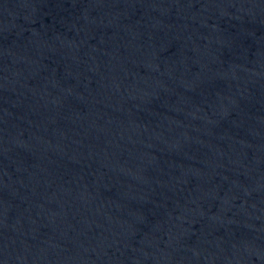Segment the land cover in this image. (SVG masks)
<instances>
[{"label":"water","instance_id":"obj_1","mask_svg":"<svg viewBox=\"0 0 264 264\" xmlns=\"http://www.w3.org/2000/svg\"><path fill=\"white\" fill-rule=\"evenodd\" d=\"M0 264H264V0H0Z\"/></svg>","mask_w":264,"mask_h":264}]
</instances>
